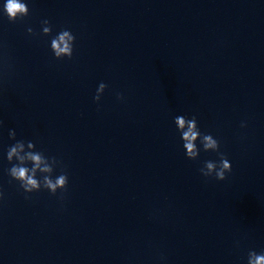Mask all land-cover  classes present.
<instances>
[{"label": "clouds", "instance_id": "clouds-1", "mask_svg": "<svg viewBox=\"0 0 264 264\" xmlns=\"http://www.w3.org/2000/svg\"><path fill=\"white\" fill-rule=\"evenodd\" d=\"M4 11L9 19V21H16L18 18H22L28 15L29 9L25 2L22 0H5ZM44 27L42 29L45 35L51 33V27L49 26V21H43ZM32 34L33 30L28 28L27 30ZM75 37L68 30L61 31L56 37L51 40V50L57 59L68 57L71 58L73 54V43ZM107 85L105 83H100L97 88L96 95L94 96L95 101H99L101 94L105 91ZM177 130L181 134V139L183 142V148L185 149V154L187 158L191 160H196L199 156L200 150L197 147V140L203 147L204 151H219V142L213 138L211 134H202L197 123L195 116L191 119L185 118L184 116H177L174 120ZM243 126V125H242ZM9 137L15 139L16 132L14 129L9 130ZM27 147L32 149L35 144L31 141L27 142ZM25 142L17 141L14 145L10 146L7 150V160L9 162L15 161L18 163L14 164L9 169V175L12 179L19 182L20 187L25 193H32L34 191H39L42 187L47 189L50 193L55 195L58 190H63L67 187L68 177L66 174L59 175L55 180L51 179L50 176H45L43 184L35 178V173L37 169L42 172H51L52 168L47 164L41 168L43 163L42 156L39 152L28 151L24 152ZM21 153H24L23 155ZM53 162H57L55 158H52ZM26 161L32 162V167L29 168L25 166ZM232 165L229 160L220 154L219 162L206 161L204 167L200 169L201 174L204 177H210L215 175L217 180L223 181L226 179V173L231 172ZM2 196V193H0ZM248 264H264V253H256L255 251H250L248 254Z\"/></svg>", "mask_w": 264, "mask_h": 264}]
</instances>
